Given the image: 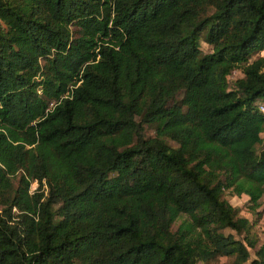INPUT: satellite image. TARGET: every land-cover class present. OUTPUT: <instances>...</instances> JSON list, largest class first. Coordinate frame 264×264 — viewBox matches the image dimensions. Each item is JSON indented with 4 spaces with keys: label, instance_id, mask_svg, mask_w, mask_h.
<instances>
[{
    "label": "trees",
    "instance_id": "obj_1",
    "mask_svg": "<svg viewBox=\"0 0 264 264\" xmlns=\"http://www.w3.org/2000/svg\"><path fill=\"white\" fill-rule=\"evenodd\" d=\"M263 50L264 0H0V264H264Z\"/></svg>",
    "mask_w": 264,
    "mask_h": 264
},
{
    "label": "rangeland",
    "instance_id": "obj_2",
    "mask_svg": "<svg viewBox=\"0 0 264 264\" xmlns=\"http://www.w3.org/2000/svg\"><path fill=\"white\" fill-rule=\"evenodd\" d=\"M199 45H200V48L204 52L210 51L212 49V46L204 40L202 35L199 37ZM260 53L264 54V50L259 51L258 53H255L254 55H252V58L257 56ZM242 74L243 73L241 72L240 68L233 69L231 74L228 76L230 82H232L236 77H239ZM149 132H151L150 129L147 130V133H149ZM35 185L36 184H34V182H32L31 187H33ZM225 196L228 198L230 203L237 208L239 215L247 216L250 220H252V218L255 216V213H253L249 207L248 197L246 194H242V195L238 196L236 194H230L227 192ZM260 201H261V204L258 207V209L262 210V214H261V217L259 218V220H257L256 224L254 225V229L257 232V234L260 238V241H262V240H264V199L261 198ZM223 232L233 233L234 236H237V233L235 232V230L231 229L229 227L223 228ZM250 256L251 257L253 256V249H250ZM228 261H229V257H227L225 255H220L213 260H210L207 262H205V261L200 262L199 261L197 264H227ZM248 262H249V260L245 261L243 264H248Z\"/></svg>",
    "mask_w": 264,
    "mask_h": 264
},
{
    "label": "built area",
    "instance_id": "obj_3",
    "mask_svg": "<svg viewBox=\"0 0 264 264\" xmlns=\"http://www.w3.org/2000/svg\"><path fill=\"white\" fill-rule=\"evenodd\" d=\"M259 108H260L261 111L264 112V103H260V104H259ZM33 182H34V184H36V181H33ZM35 186H36V185H35ZM35 186H33V187H35ZM33 187H32V188H33Z\"/></svg>",
    "mask_w": 264,
    "mask_h": 264
}]
</instances>
